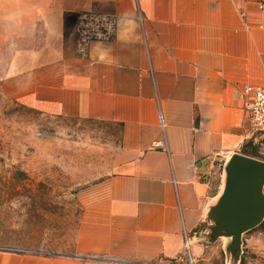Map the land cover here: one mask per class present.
Returning a JSON list of instances; mask_svg holds the SVG:
<instances>
[{
	"label": "crops",
	"instance_id": "obj_1",
	"mask_svg": "<svg viewBox=\"0 0 264 264\" xmlns=\"http://www.w3.org/2000/svg\"><path fill=\"white\" fill-rule=\"evenodd\" d=\"M261 2L0 0L15 95L123 126L119 170L77 193L71 255L0 250V264H110L79 257L90 254L186 264L185 232L194 264H239L232 239L211 236L209 213L223 194L212 177L246 144L264 146L244 92L264 86ZM88 13L115 14L117 30L83 54L76 33Z\"/></svg>",
	"mask_w": 264,
	"mask_h": 264
},
{
	"label": "rangeland",
	"instance_id": "obj_2",
	"mask_svg": "<svg viewBox=\"0 0 264 264\" xmlns=\"http://www.w3.org/2000/svg\"><path fill=\"white\" fill-rule=\"evenodd\" d=\"M6 45L0 51V249L71 254L81 213L77 193L119 170L123 126L25 105L8 82ZM242 151L264 160L262 141ZM230 158L217 162L212 177L222 192ZM239 258V264H264V220L243 233Z\"/></svg>",
	"mask_w": 264,
	"mask_h": 264
},
{
	"label": "water",
	"instance_id": "obj_3",
	"mask_svg": "<svg viewBox=\"0 0 264 264\" xmlns=\"http://www.w3.org/2000/svg\"><path fill=\"white\" fill-rule=\"evenodd\" d=\"M223 194L209 213L212 238L229 237V253L237 259L243 233L264 220V160L234 153L226 166Z\"/></svg>",
	"mask_w": 264,
	"mask_h": 264
},
{
	"label": "built area",
	"instance_id": "obj_4",
	"mask_svg": "<svg viewBox=\"0 0 264 264\" xmlns=\"http://www.w3.org/2000/svg\"><path fill=\"white\" fill-rule=\"evenodd\" d=\"M264 7V2L260 3ZM141 16V15H140ZM117 30V17L112 13H88L83 14L77 28L78 47L81 53L86 54L92 42L97 40L112 39ZM246 95L250 96L248 108L251 130L256 134H264V86L247 85L244 89ZM185 251L189 264H194L191 254V239L185 232ZM3 250V249H0ZM18 253H29L36 255H48L34 251L20 249L6 250ZM53 254H50V256ZM56 255V254H54ZM71 255V254H67ZM81 259L99 261L110 264H180L175 260L160 258L157 260H127L118 257L102 256L97 254L80 255Z\"/></svg>",
	"mask_w": 264,
	"mask_h": 264
}]
</instances>
